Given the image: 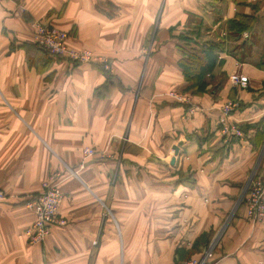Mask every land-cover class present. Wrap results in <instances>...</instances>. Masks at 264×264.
Wrapping results in <instances>:
<instances>
[{
    "label": "crops",
    "instance_id": "0c3cea01",
    "mask_svg": "<svg viewBox=\"0 0 264 264\" xmlns=\"http://www.w3.org/2000/svg\"><path fill=\"white\" fill-rule=\"evenodd\" d=\"M34 22L100 60L48 55ZM200 29L223 65L194 95L180 61L199 40L182 37ZM263 64L264 0H0V264H180L214 241L211 264H264V223L249 222L244 203L252 173L264 180ZM236 71L248 89L231 85ZM229 101L244 135L225 143ZM52 173L67 224L32 246L27 204Z\"/></svg>",
    "mask_w": 264,
    "mask_h": 264
},
{
    "label": "built area",
    "instance_id": "2783aa9c",
    "mask_svg": "<svg viewBox=\"0 0 264 264\" xmlns=\"http://www.w3.org/2000/svg\"><path fill=\"white\" fill-rule=\"evenodd\" d=\"M34 44L37 48L47 51L52 57L68 60L76 64L95 63L100 59L87 50H77L70 48L67 44L68 34L55 27L42 22H34ZM108 69V64L104 63ZM230 82L233 87L248 89L250 80L242 74H232ZM170 96L180 104H189L190 97L172 92ZM238 103L227 102L221 109L219 118L220 132L225 143H229L230 138H243V132L238 126L231 122L232 115L238 109ZM194 110L190 111L192 115ZM87 158H95L97 153L94 149L87 148L83 151ZM64 200V194L60 188V175L52 173L42 184V191L33 197L27 204L34 212V222L25 232L28 242L32 246L45 243L54 227L66 226L67 221L59 218V207ZM7 201V194L0 189V204ZM245 216L249 222L258 225L264 223V180L258 173V169L252 175L251 181L244 194ZM213 253L206 252L203 256L180 264H211Z\"/></svg>",
    "mask_w": 264,
    "mask_h": 264
},
{
    "label": "trees",
    "instance_id": "16d2710c",
    "mask_svg": "<svg viewBox=\"0 0 264 264\" xmlns=\"http://www.w3.org/2000/svg\"><path fill=\"white\" fill-rule=\"evenodd\" d=\"M243 20H245L246 22H239L237 25L235 22L231 23L233 25H236L237 27L239 26L241 33L250 30L248 24L251 23L252 19L244 17ZM241 33H239V35ZM195 39H198L200 41H197L198 45H196L199 47H193L188 51H184L182 60L180 61V66L184 72L186 80L193 83L190 88L192 89V94L202 95V91L206 87L205 78H207L208 76H213L214 73H217V70L222 68L223 62L220 60L219 55L216 53V50L220 49V47H217L208 39L205 30H195L189 32L186 37H182V40L187 43L196 42ZM47 54L50 55L48 52ZM262 67H264V64L262 65ZM225 79L226 77L222 76L219 81L215 83L214 94L216 90L224 83ZM214 139V135H209L205 139V142L211 144ZM211 151L214 155H220L223 154V152L226 150L224 147H216ZM258 173L261 175V168L258 169Z\"/></svg>",
    "mask_w": 264,
    "mask_h": 264
},
{
    "label": "rangeland",
    "instance_id": "374dc122",
    "mask_svg": "<svg viewBox=\"0 0 264 264\" xmlns=\"http://www.w3.org/2000/svg\"><path fill=\"white\" fill-rule=\"evenodd\" d=\"M88 51V50H87ZM92 53V52H91ZM93 54V53H92ZM94 55V54H93ZM235 74H241L239 71H236V72H234ZM230 80V79H229ZM250 80V79H249ZM231 83V82H230ZM241 90H246V89H241ZM179 94H182L184 97H190L188 94H184V93H179ZM226 104V103H225ZM224 104V105H225ZM259 169V168H258ZM253 174V173H252ZM251 177H252V175L250 176V179H251ZM249 179V180H250ZM215 244H216V241H214L211 245H210V247H209V249H208V251H211L212 253H213V250H214V248H215ZM207 251V252H208ZM203 256V255H202ZM199 258V257H198ZM191 260V259H190ZM189 261V260H188Z\"/></svg>",
    "mask_w": 264,
    "mask_h": 264
},
{
    "label": "water",
    "instance_id": "95a60500",
    "mask_svg": "<svg viewBox=\"0 0 264 264\" xmlns=\"http://www.w3.org/2000/svg\"><path fill=\"white\" fill-rule=\"evenodd\" d=\"M178 151H179V149H178V148H175V152H176V154H178ZM263 157H264V146H263V149H262V151H261L260 158H259V162H258V165H257L256 168H258V166H259V164L261 163ZM174 163H175V160L172 161V164H174ZM256 170H257V169H256ZM254 172H255V171H254ZM252 175H254V173H253ZM251 178H252V177H251ZM250 181H251V179L249 180V183H250ZM249 183H248V185H249ZM246 189H247V188H246ZM244 194H245V192H244Z\"/></svg>",
    "mask_w": 264,
    "mask_h": 264
}]
</instances>
